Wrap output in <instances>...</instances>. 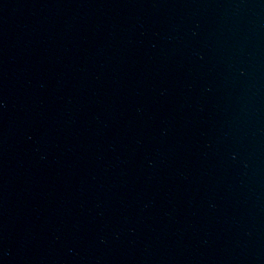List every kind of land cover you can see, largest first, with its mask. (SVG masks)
<instances>
[{
	"label": "water",
	"instance_id": "1",
	"mask_svg": "<svg viewBox=\"0 0 264 264\" xmlns=\"http://www.w3.org/2000/svg\"><path fill=\"white\" fill-rule=\"evenodd\" d=\"M0 264H264V0H0Z\"/></svg>",
	"mask_w": 264,
	"mask_h": 264
}]
</instances>
